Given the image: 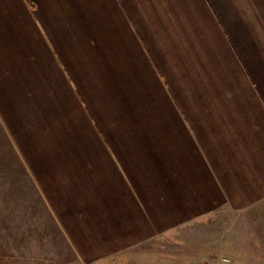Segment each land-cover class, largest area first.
I'll use <instances>...</instances> for the list:
<instances>
[{
  "label": "crops",
  "instance_id": "0c3cea01",
  "mask_svg": "<svg viewBox=\"0 0 264 264\" xmlns=\"http://www.w3.org/2000/svg\"><path fill=\"white\" fill-rule=\"evenodd\" d=\"M0 158L10 239L264 264V0H0Z\"/></svg>",
  "mask_w": 264,
  "mask_h": 264
},
{
  "label": "rangeland",
  "instance_id": "374dc122",
  "mask_svg": "<svg viewBox=\"0 0 264 264\" xmlns=\"http://www.w3.org/2000/svg\"><path fill=\"white\" fill-rule=\"evenodd\" d=\"M1 149L6 151L3 155L4 160L7 161L6 166L9 167L13 164L14 169L17 168V158L12 155L10 149L4 146H2ZM4 203L8 205L6 206L7 210L5 215L9 218L11 214H14L11 210V202L4 199L2 201L0 199L2 208L4 207ZM226 227L227 230H230L231 225L226 224ZM232 230H234V227L231 228V231ZM8 235L9 234L6 232H0V264H76L74 256L66 255L63 245L54 244L51 238H48L49 244H44L42 238L39 239L36 237V240H33L34 242L32 244L30 239L28 240L26 238L27 234L25 230L21 231V233L19 231L18 234H14L15 238L13 237L10 239ZM182 235L184 236L183 238L180 237L181 234H174V232H172L142 244H146L145 246L148 248L146 250V252H148L147 254H150L149 251L154 252L156 250L154 244H159L160 248H158L157 251H172L173 249H171V247L173 244H182L183 239H186V234L183 233ZM242 235L245 236V234Z\"/></svg>",
  "mask_w": 264,
  "mask_h": 264
}]
</instances>
